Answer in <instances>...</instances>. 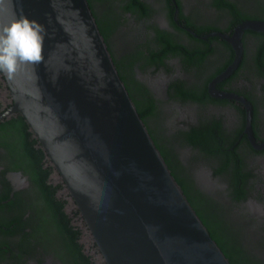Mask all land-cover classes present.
I'll return each instance as SVG.
<instances>
[{
  "label": "flooded vegetation",
  "instance_id": "1",
  "mask_svg": "<svg viewBox=\"0 0 264 264\" xmlns=\"http://www.w3.org/2000/svg\"><path fill=\"white\" fill-rule=\"evenodd\" d=\"M86 1L154 145L211 237L228 260L264 264V30L243 29L240 59L218 79L233 49L210 34L264 20V0ZM10 104L0 74V112ZM0 264H104L17 112L0 117Z\"/></svg>",
  "mask_w": 264,
  "mask_h": 264
},
{
  "label": "water",
  "instance_id": "2",
  "mask_svg": "<svg viewBox=\"0 0 264 264\" xmlns=\"http://www.w3.org/2000/svg\"><path fill=\"white\" fill-rule=\"evenodd\" d=\"M21 16L46 30L43 60L0 73L104 264H231L172 177L114 66L86 0H0V27ZM244 19L228 41L238 63ZM221 96L235 95L218 92Z\"/></svg>",
  "mask_w": 264,
  "mask_h": 264
},
{
  "label": "clouds",
  "instance_id": "3",
  "mask_svg": "<svg viewBox=\"0 0 264 264\" xmlns=\"http://www.w3.org/2000/svg\"><path fill=\"white\" fill-rule=\"evenodd\" d=\"M45 35L39 21L23 16L0 27V73L11 79L19 63L42 62Z\"/></svg>",
  "mask_w": 264,
  "mask_h": 264
},
{
  "label": "trees",
  "instance_id": "4",
  "mask_svg": "<svg viewBox=\"0 0 264 264\" xmlns=\"http://www.w3.org/2000/svg\"><path fill=\"white\" fill-rule=\"evenodd\" d=\"M211 236V235H210ZM224 253V252H223ZM229 262L231 263V264H237V263H235L233 260H231V259H229Z\"/></svg>",
  "mask_w": 264,
  "mask_h": 264
},
{
  "label": "bare ground",
  "instance_id": "5",
  "mask_svg": "<svg viewBox=\"0 0 264 264\" xmlns=\"http://www.w3.org/2000/svg\"><path fill=\"white\" fill-rule=\"evenodd\" d=\"M255 228V227H254ZM258 229V228H257ZM260 230V229H259ZM261 232V231H260ZM212 234V233H211Z\"/></svg>",
  "mask_w": 264,
  "mask_h": 264
}]
</instances>
